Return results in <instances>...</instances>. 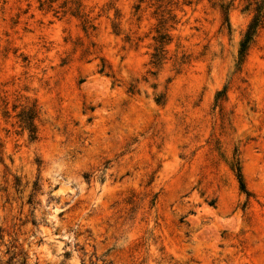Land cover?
Instances as JSON below:
<instances>
[{
    "label": "rangeland",
    "instance_id": "obj_1",
    "mask_svg": "<svg viewBox=\"0 0 264 264\" xmlns=\"http://www.w3.org/2000/svg\"><path fill=\"white\" fill-rule=\"evenodd\" d=\"M0 264H264V0H0Z\"/></svg>",
    "mask_w": 264,
    "mask_h": 264
},
{
    "label": "trees",
    "instance_id": "obj_2",
    "mask_svg": "<svg viewBox=\"0 0 264 264\" xmlns=\"http://www.w3.org/2000/svg\"><path fill=\"white\" fill-rule=\"evenodd\" d=\"M260 11H261V6L258 7L257 13L250 22L247 32L245 33V36L240 42V46L238 50V63H241L243 61L246 55V50L252 39L253 34L256 28L262 23L263 13H261ZM223 16L227 22V7L225 6L223 7ZM156 41L158 44L156 47V52L153 54L154 63H157V61L160 59V51L162 50L163 44L166 43L167 38H165V35L159 34ZM224 93H225V89L218 91L215 95V102H217L220 99V97H223ZM36 116H37V109L34 105L22 109L17 115L22 128L28 132V137L30 140H34L36 138V127L34 123ZM237 176H238L240 189L242 191H245V185L239 171Z\"/></svg>",
    "mask_w": 264,
    "mask_h": 264
}]
</instances>
